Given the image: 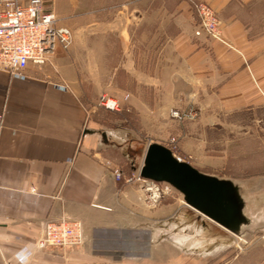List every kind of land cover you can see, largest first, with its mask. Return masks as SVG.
<instances>
[{
	"label": "crops",
	"instance_id": "0c3cea01",
	"mask_svg": "<svg viewBox=\"0 0 264 264\" xmlns=\"http://www.w3.org/2000/svg\"><path fill=\"white\" fill-rule=\"evenodd\" d=\"M144 1L155 8L130 12L114 27L122 50L110 82L122 69L123 82L135 85L128 102L153 126L173 132L171 108L198 110L185 124L182 150L199 170L238 185L248 218L242 229L253 241L264 238V173H248L264 172V147L246 157L237 153L244 140L238 131H264V0H204L217 13L226 43L194 35L195 6L202 0ZM132 19L141 24L135 27L141 39L155 40L137 46ZM152 19L154 25H144ZM72 60L56 47L46 63L29 64L22 75L0 68V264H264V250H239L227 232L223 238L191 233L195 224L225 229L205 217L186 215L185 229L180 223L163 232L165 223L194 210L179 197L151 207L126 183L134 169L127 175L115 145L90 117ZM217 147L218 154L210 153ZM115 170L122 180H115ZM46 209L53 218L79 220L82 243L37 251L20 262V252L42 235Z\"/></svg>",
	"mask_w": 264,
	"mask_h": 264
},
{
	"label": "rangeland",
	"instance_id": "374dc122",
	"mask_svg": "<svg viewBox=\"0 0 264 264\" xmlns=\"http://www.w3.org/2000/svg\"><path fill=\"white\" fill-rule=\"evenodd\" d=\"M147 6L149 9L150 7H153L151 9L155 8L154 3L150 4L149 1L147 3L146 1L140 3L139 0H44V7L47 10H54L58 17V23L68 27L73 32V42L65 52L73 59L70 69H72L73 75L75 76L76 86L83 96L90 117L102 125L105 139L107 138L109 142L115 145L114 151L117 153V157L121 159V165L127 175L128 172L130 173L131 168L136 171L140 166L142 161L141 151H143L147 144L157 142L165 146L170 142L172 136H176L178 139L176 144L179 155L186 162L190 163V161H193L192 156L182 150L181 142L185 136L184 128L186 122L194 121L199 116L198 113L195 119L177 121L169 115L175 122L173 132L170 126H153L150 121L148 124L140 115L139 111L128 102L129 96L135 91V85L125 84L123 82L124 76L122 69L115 82H110L109 80V76L112 73V64L121 60V54L119 52L122 50L118 29H114V27L119 28L123 26L125 17L130 12L138 15ZM130 22H132V25L129 23L131 25L130 37L137 46H140V42L144 43L145 40H155V37L145 34L141 39L135 28L140 27L139 20L132 19ZM152 22L153 19L149 20L148 23L144 21V25L152 26L154 25ZM153 44H155V41ZM152 48L154 47L152 46ZM112 51L113 56L111 58ZM101 94L119 99L118 109L108 110L99 105L98 101ZM126 94H128L127 97H125ZM178 109L183 110L181 108ZM214 131L216 133L214 132L213 138L218 141L219 131ZM238 132L242 134L243 137L241 138L244 139L241 141V149L237 152L241 157H246L248 152L255 150V148L263 149V130L259 128L254 129L252 126H249V129ZM218 149V147L213 148L210 153L218 154ZM215 172L221 173V170L218 169ZM164 197H179L184 202L182 194L175 188L171 193L164 195ZM186 215L196 220H203L204 218V216L201 217L202 215H198L195 211L189 212L186 209L181 215L176 217L174 223H165L163 232L170 231L180 223H183V225H180L179 228L185 229L186 220H188ZM189 230L193 234L205 233L212 237L222 236V238L224 237L223 232H227L226 234L235 241L240 242V237L245 240L239 243L243 251L264 250L262 246L264 244V238L259 237L256 241H253L252 234H245L242 237L229 230L224 231L225 229H220V227L214 224L206 226L205 228L199 224H195V226H189ZM220 230H222V234ZM130 234L135 236L139 233L133 231Z\"/></svg>",
	"mask_w": 264,
	"mask_h": 264
},
{
	"label": "built area",
	"instance_id": "2783aa9c",
	"mask_svg": "<svg viewBox=\"0 0 264 264\" xmlns=\"http://www.w3.org/2000/svg\"><path fill=\"white\" fill-rule=\"evenodd\" d=\"M197 16L195 36H204L226 43L221 37L220 20L212 6L206 1H199L195 6ZM73 32L58 23L54 10L44 7V0H0V68L15 75H22L29 64L43 65L53 55L55 48L67 51L73 42ZM128 94L125 95L127 97ZM99 105L108 110L118 109V101L104 94L99 96ZM195 107L183 110L171 108V118L182 121L198 116ZM177 137L172 136L165 145L179 161L185 159L177 152ZM32 163V162H31ZM116 181L123 179L120 170L114 171ZM126 183L135 185L143 195L146 203L154 207L163 196L174 190L167 182H158L140 176L133 171L125 178ZM37 192L36 188H32ZM56 195L49 194V198ZM44 211L42 235L20 252V262H27L28 257L37 251L51 248L80 246L83 240V228L79 220L66 217L53 218ZM245 241L240 237V242ZM239 242V243H240ZM236 245L241 250V244Z\"/></svg>",
	"mask_w": 264,
	"mask_h": 264
},
{
	"label": "water",
	"instance_id": "95a60500",
	"mask_svg": "<svg viewBox=\"0 0 264 264\" xmlns=\"http://www.w3.org/2000/svg\"><path fill=\"white\" fill-rule=\"evenodd\" d=\"M140 176L167 182L182 196L184 203L217 225L244 236L248 224L245 203L238 185L230 179L207 174L186 161L177 160L166 146L147 144L140 166Z\"/></svg>",
	"mask_w": 264,
	"mask_h": 264
},
{
	"label": "trees",
	"instance_id": "16d2710c",
	"mask_svg": "<svg viewBox=\"0 0 264 264\" xmlns=\"http://www.w3.org/2000/svg\"><path fill=\"white\" fill-rule=\"evenodd\" d=\"M258 171H260V170H252V171H248V173H253V174L264 173V172H258ZM130 172H131V171H130ZM137 246H139V247H140V245H139V244H137Z\"/></svg>",
	"mask_w": 264,
	"mask_h": 264
}]
</instances>
